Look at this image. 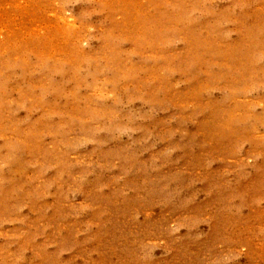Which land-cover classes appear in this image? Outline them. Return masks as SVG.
Returning a JSON list of instances; mask_svg holds the SVG:
<instances>
[{
	"label": "rangeland",
	"instance_id": "rangeland-1",
	"mask_svg": "<svg viewBox=\"0 0 264 264\" xmlns=\"http://www.w3.org/2000/svg\"><path fill=\"white\" fill-rule=\"evenodd\" d=\"M0 264H264V0H0Z\"/></svg>",
	"mask_w": 264,
	"mask_h": 264
}]
</instances>
